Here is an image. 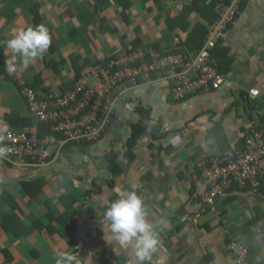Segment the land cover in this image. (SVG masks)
<instances>
[{"label": "crops", "instance_id": "crops-1", "mask_svg": "<svg viewBox=\"0 0 264 264\" xmlns=\"http://www.w3.org/2000/svg\"><path fill=\"white\" fill-rule=\"evenodd\" d=\"M129 1L131 25L123 23V0H0V132L14 129L6 119L8 114L19 118L29 113L15 81L5 73V61L12 55L6 41L13 29L38 23L48 26L53 48L44 57L68 62L63 69L68 72L65 82L76 78L70 60L73 54L91 60L121 55L135 37V25H140L145 39L164 40L169 47H177L178 40L188 36V32H173L166 25L167 35L162 37L160 22L180 13L192 0ZM151 10L153 15H144ZM114 27L119 33H113ZM76 39L81 47L75 46ZM221 42L233 62L220 88L178 99L164 78L128 85L118 97L110 132L102 141L67 149L60 144L48 163L0 156V264H55L56 251L64 249L75 250L83 264H130L131 249L122 248L113 238L104 212L99 220L82 224L81 233L61 236L39 227H59L49 222L45 199L59 204L58 194L70 188V180L76 182L67 176L78 164L88 166L89 177L103 188L102 194H93L92 204L101 203L107 209L119 192L135 190L143 197L149 217L165 221L157 229L162 243L151 264H237L235 243L249 250L250 264H264V196L252 185V190L236 187L210 206L195 197L193 182L201 161L242 148L245 130L261 124L264 0H244ZM92 68L90 62L84 71ZM40 73L47 86L52 74L40 59L12 75L31 84ZM235 102L238 104L230 109ZM139 124L144 131L130 155L127 142L133 126ZM109 150L116 152L122 168L115 176L105 159ZM38 178L45 180L46 186L38 195L40 200L29 201L23 182ZM112 179L115 184L111 187L107 181ZM91 184L81 185L87 188ZM13 201L18 204L14 212L21 217L20 227L17 219H10ZM61 213L59 210L58 215ZM33 225L39 228L28 234L26 230ZM6 227L19 229V236Z\"/></svg>", "mask_w": 264, "mask_h": 264}, {"label": "built area", "instance_id": "built-area-1", "mask_svg": "<svg viewBox=\"0 0 264 264\" xmlns=\"http://www.w3.org/2000/svg\"><path fill=\"white\" fill-rule=\"evenodd\" d=\"M243 1L232 0L229 4L217 5L219 16L210 24L204 46L198 52L170 55L153 52V59L149 61L142 52L125 53L118 60H113L109 67L83 71L80 77L75 78L72 88L63 85V89L46 96V101L38 100L35 91L24 82L23 95L27 98L29 111L38 120L50 123L52 134L41 137L30 134L29 130L0 132V148L6 149L0 156L44 163L51 158L54 148L64 143L58 140V134L80 143L99 139L111 125L113 104L127 87V80L139 84L142 80H150L151 72L156 70L170 83L171 91L178 99L200 90L220 88L226 74L218 69L212 50L226 37ZM138 61L140 63L132 65ZM110 66L118 69L112 72ZM105 98L108 102L102 110ZM243 135L242 148L200 162L193 182L195 197L203 204L215 206L235 186L246 188L249 184L258 188L260 185L264 178V124L260 129L253 128L248 135ZM233 248L237 264H250L249 250L243 244L235 243Z\"/></svg>", "mask_w": 264, "mask_h": 264}, {"label": "trees", "instance_id": "trees-1", "mask_svg": "<svg viewBox=\"0 0 264 264\" xmlns=\"http://www.w3.org/2000/svg\"><path fill=\"white\" fill-rule=\"evenodd\" d=\"M232 0H192L191 3L185 4L183 6V9L180 13H172L169 15L168 18L164 21L169 28L170 31H179L180 29L182 31L188 32V36L186 39H179L177 47H169L162 44L160 41H151L148 39H145L143 36H141V27L140 25H135V37L129 39L127 36L125 38L130 40V44L126 48L125 53L127 54H136L142 52L145 54V59L147 61L153 59V52L161 53L162 55H170V54H176L179 52H186V51H194L198 52L200 51L204 46V40L208 34L209 26L212 24L219 16V12L217 11V5L219 3H225L229 4ZM123 17L124 22L126 25H131V23L134 24L133 19L129 16L128 9L131 7L130 1L123 0ZM243 7V2L241 4V8ZM192 16H198L197 20H192ZM40 24V23H38ZM109 31V27H106ZM113 33L116 31L119 33L120 29L118 27H114L111 29ZM164 45V46H163ZM51 50L53 48L52 44L50 46ZM121 54V55H123ZM121 55H112L107 57L104 60L95 59L91 60L90 58H85L81 56V54H73L71 56V64L73 65V71L75 76L80 77L81 73L86 70L88 64L90 62L93 63V66L95 68L99 66L109 67L111 62L113 60H118ZM213 57L216 58L218 61V69L221 73L227 74L232 69V62L233 59L229 53V49L222 45V42H220L213 50H212ZM43 61L47 68L52 69L55 74H60L64 66L68 64L66 60H54V59H48L46 57H43L40 59ZM140 63L134 62L132 65H136ZM92 68V69H95ZM118 68L117 67H111L110 70L112 72H115ZM5 73H7L5 71ZM13 74V73H12ZM12 74H8L10 79L15 81V85L17 86L19 92L21 93V96L24 98L25 102L28 105L27 98L23 95V90H25L26 85H28L30 88H32L35 93L37 94L38 100H44L47 99L46 96L49 94H53L56 90L65 88H72L74 86L75 81L72 82H64V86L61 84L59 85V88L54 89L50 87L47 82V86L45 84V79L43 78V73L37 74L33 83H26L23 84L25 81L22 80V78H16ZM16 80H14V78ZM158 78H161L159 75V71H153L151 72V79L150 80H142V82H150L154 81ZM134 83L131 80H127V87L128 85L131 86ZM25 85V87H24ZM136 85V84H135ZM191 96V95H190ZM46 101V100H44ZM108 102L107 98L104 99V104L102 107V110L104 109V105ZM238 103L235 102V104L231 105L229 108L232 109ZM29 110V107H28ZM150 117V116H149ZM6 119L10 121L14 125V129L10 130H18V131H24L29 130L30 134H37L38 136H45L52 134L50 123L40 121L38 120L35 115L32 113V111H29L27 116L15 118L12 115H7ZM263 121V122H262ZM112 123V122H111ZM221 123V122H219ZM217 123V126L218 124ZM261 124L256 126V128L260 129L264 124V114L261 116ZM134 132L130 139L127 142V150L128 153L131 155L133 153V147L137 144L138 140L140 139L141 135L143 134L144 127L139 125H134ZM253 127L248 128L245 130L246 135L251 132ZM9 131V130H7ZM58 140L64 141L63 147L64 149L71 148L73 146L78 145H90L93 142L91 141H83V142H77V141H71L69 138H67L64 134H58ZM245 141V136L243 135L240 140V145L242 142ZM51 158H48L45 160L44 163H48ZM105 159L108 161L109 170L111 171L112 175L115 176L117 173L122 172V168L120 164L117 162V154L114 150H109L108 153L105 155ZM28 162H34L36 164H40L41 162H38V160H32L28 159ZM198 170V169H197ZM197 172V171H196ZM108 184L112 187L115 184V180H108ZM70 188L68 190L62 191L58 194L59 204L55 203L51 198L46 197L45 205L49 208L50 215V221L51 223L55 222L57 225H59L58 228L53 226V224H50L48 226L41 225L39 227L41 228H47L51 232L59 233L61 236H68L72 235L74 232H80V227H82V224L95 222L96 220H99L102 216V212L105 213L104 207H102L101 203H97V205L92 204V196L94 193H103V188L98 184L96 179L92 181L91 187L84 188L82 185H79L78 183L70 180ZM46 181L42 178H38L34 181H26L23 182L24 185V191L28 194L27 198L29 201H33L34 199L40 200V196L38 197L39 193L43 191L45 188ZM235 186L232 188V190L229 191L232 192L236 189ZM240 188V187H239ZM251 185H247L244 189H250L252 190ZM261 193L262 196H264V178L261 179V183L258 186L257 190ZM228 193V194H229ZM116 200V198L113 197V201ZM91 201V202H90ZM218 202V201H217ZM13 207V213L10 215V219L13 221L17 219V227H20V219L21 217L14 212L15 209L18 208V204L16 201H13L12 205ZM61 210L62 213L58 215V211ZM106 210V209H105ZM56 215V216H55ZM8 218V216H7ZM25 225V224H24ZM36 225L31 226L28 228V231L26 232L28 234H31L34 230L39 228ZM6 229L14 233L16 236H19V229L10 230L8 227ZM81 233V232H80Z\"/></svg>", "mask_w": 264, "mask_h": 264}, {"label": "clouds", "instance_id": "clouds-1", "mask_svg": "<svg viewBox=\"0 0 264 264\" xmlns=\"http://www.w3.org/2000/svg\"><path fill=\"white\" fill-rule=\"evenodd\" d=\"M10 35L11 38L6 41V47L12 53L5 61V71L8 74L42 59L52 44L51 31L44 23L29 25L19 30L13 29ZM5 151L6 149L0 148V154ZM104 219L120 246L131 249L130 264H151L162 243L157 229L165 221H155L149 217L140 194L135 190L119 192L118 198L106 209ZM55 264H83V261L75 250L64 249L56 251Z\"/></svg>", "mask_w": 264, "mask_h": 264}, {"label": "rangeland", "instance_id": "rangeland-1", "mask_svg": "<svg viewBox=\"0 0 264 264\" xmlns=\"http://www.w3.org/2000/svg\"><path fill=\"white\" fill-rule=\"evenodd\" d=\"M153 14H154V11L151 10L150 13H145L144 15L151 16ZM160 23H161V28H162V32H161L162 37H165L167 35L166 23L165 22L163 23L162 21ZM157 37H158V39L160 38L158 35H157ZM149 40H151V39H149ZM64 41H66V40L64 39ZM80 42H81L80 40L76 39L75 40V43H76L75 46L81 47V46H78V44H80ZM162 43L165 44V41L162 40ZM50 71H51L52 77L49 80V84L48 85L53 87L54 89H57V88H59V85H61V83L66 81L65 79L68 76V72L66 70H63V72H61L60 74H55L52 69H50ZM118 100L119 99H116V101L113 104L114 111L116 109ZM113 118H114V112L110 116V120L113 121ZM109 132H110V128L108 129V131L105 132V135H103L99 139L94 140L93 143H97V142L102 141L103 138L109 134ZM91 154L93 155V153H91ZM92 155H90V157H92ZM75 160H77V159H75ZM69 165H71V162H69ZM73 167L74 168H72L69 173L67 172L68 175H69L67 177H70L71 179H74L79 185L82 184L83 186H86V185L92 183V179L89 177L90 173H89V167L88 166H81V164L80 165L78 164L77 166L73 165Z\"/></svg>", "mask_w": 264, "mask_h": 264}]
</instances>
